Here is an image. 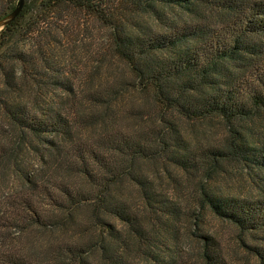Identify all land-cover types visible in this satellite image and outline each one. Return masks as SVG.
Instances as JSON below:
<instances>
[{"label": "trees", "instance_id": "trees-1", "mask_svg": "<svg viewBox=\"0 0 264 264\" xmlns=\"http://www.w3.org/2000/svg\"><path fill=\"white\" fill-rule=\"evenodd\" d=\"M17 1L0 0V17ZM79 14L105 22L106 62L127 68L82 92L55 69V29ZM55 88L68 99L55 101ZM262 109L264 0L25 2L0 32V169L17 170L0 229L20 235L5 234L0 264H229L201 227L189 235L195 249L180 245V205L143 166L207 170L206 180L224 160L264 169V144L244 127ZM123 110L149 122L124 127ZM216 118L221 145L191 151L179 120ZM207 184L198 183L194 210L228 221L243 241L261 233L263 244L246 246L264 264V187L246 198Z\"/></svg>", "mask_w": 264, "mask_h": 264}, {"label": "rangeland", "instance_id": "rangeland-1", "mask_svg": "<svg viewBox=\"0 0 264 264\" xmlns=\"http://www.w3.org/2000/svg\"><path fill=\"white\" fill-rule=\"evenodd\" d=\"M33 0H25L29 3ZM80 19L72 26L55 29V69H60L70 77L74 87L79 91H87L103 83L110 74L127 73L126 66L119 60L110 62L111 54L107 50V32L104 21L94 17L79 14ZM148 18L147 15L144 16ZM138 23V20H132ZM67 29V33L65 32ZM111 55V56H110ZM99 60H95V59ZM113 60V59H112ZM126 71V72H125ZM111 77V76H109ZM25 88V87H24ZM60 89L55 88V101L68 99L66 94ZM136 98V97H135ZM139 100L136 98L135 101ZM123 108V106H121ZM127 108V107H126ZM131 109V108H130ZM119 112L118 121L124 127L138 128L140 124H146L149 121L143 120L139 116H129ZM185 134L184 144L195 152L196 149L208 147L211 145H221L226 136V129L220 120L204 119L201 121L184 122L179 120ZM246 133L256 142L264 144V109L259 110L258 115L244 125ZM91 128L85 131V134H93ZM1 139V137H0ZM3 139V138H2ZM5 139V138H4ZM3 139V140H4ZM168 167V168H167ZM163 166L154 163H145L143 168L155 179L159 189L164 196L170 198L173 204L180 205L181 215L178 222V235L180 245L187 250L195 249L194 238L190 233L195 227H201L210 233L216 235L222 246L225 248L229 264H260L257 257L247 248L246 243L250 245H261L262 235L257 234L256 238H240L238 229L223 219L217 218L213 213L206 209H195L196 199L199 194L198 183H208L210 188L218 190L224 195H234L246 198L259 197L257 185L264 187V169L256 164L246 165L243 162L222 161L221 167L217 171H211L207 180L206 171L184 170L174 165ZM16 168L4 167L0 169V210L4 211L6 197L15 193ZM202 176L204 181L201 180ZM262 190V189H261ZM263 191V190H262ZM261 195H264L261 194ZM193 210V211H192ZM200 225V226H199ZM17 228L7 227L0 229V242L7 237H16ZM5 235V236H4ZM27 233L22 232L23 241L19 244L28 246ZM34 245L39 246L44 238L41 235L34 237ZM22 242V243H21ZM13 244V243H11ZM30 244V243H29ZM22 246V245H20Z\"/></svg>", "mask_w": 264, "mask_h": 264}, {"label": "water", "instance_id": "water-1", "mask_svg": "<svg viewBox=\"0 0 264 264\" xmlns=\"http://www.w3.org/2000/svg\"><path fill=\"white\" fill-rule=\"evenodd\" d=\"M24 4L25 0H18L14 9L0 17V32L19 16L23 10Z\"/></svg>", "mask_w": 264, "mask_h": 264}]
</instances>
